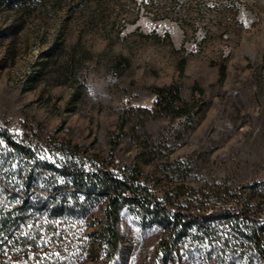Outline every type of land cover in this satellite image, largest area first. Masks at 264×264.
<instances>
[{
    "label": "rangeland",
    "instance_id": "rangeland-1",
    "mask_svg": "<svg viewBox=\"0 0 264 264\" xmlns=\"http://www.w3.org/2000/svg\"><path fill=\"white\" fill-rule=\"evenodd\" d=\"M170 85L182 116L155 108L152 89ZM0 125L35 134L43 162L66 163L52 150L66 144L88 169L139 171L143 195L248 209L264 229V0H0ZM239 223L211 213L164 254L162 226L125 205L110 264H263ZM234 242L246 258L217 253ZM90 246L59 263L101 264Z\"/></svg>",
    "mask_w": 264,
    "mask_h": 264
},
{
    "label": "trees",
    "instance_id": "trees-1",
    "mask_svg": "<svg viewBox=\"0 0 264 264\" xmlns=\"http://www.w3.org/2000/svg\"><path fill=\"white\" fill-rule=\"evenodd\" d=\"M223 74L224 68L220 67L221 77ZM152 93L156 96L155 108L160 112L186 114L187 104L177 86L154 87ZM40 142L29 130L0 125V264H62L60 256L75 248L84 250L87 245H91L92 260L110 264L121 246L118 223L125 205L135 206L142 216H150L162 226L160 248L164 254L176 246L191 225L206 222L211 213L219 212L237 226L240 220L251 226L242 235L243 240L250 242L251 251L264 264V229L255 227L256 220L248 209L208 213L205 209L179 206L167 197H148L137 183L139 171L119 175L109 165L88 169L62 143H54L52 150L64 156L66 163H46L37 155ZM209 201L210 198L204 199ZM97 209L99 216H92ZM88 218L93 230L87 242L77 237L84 233V220ZM212 235L204 231V236ZM223 246L216 248L217 253L225 256L227 251L230 256L238 253L237 259L246 258L244 245L234 242Z\"/></svg>",
    "mask_w": 264,
    "mask_h": 264
},
{
    "label": "bare ground",
    "instance_id": "bare-ground-1",
    "mask_svg": "<svg viewBox=\"0 0 264 264\" xmlns=\"http://www.w3.org/2000/svg\"><path fill=\"white\" fill-rule=\"evenodd\" d=\"M160 26H163V27L169 29L175 38H179L181 31H180V28L178 26L172 25L169 23H164L163 25H160Z\"/></svg>",
    "mask_w": 264,
    "mask_h": 264
}]
</instances>
